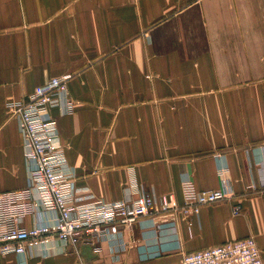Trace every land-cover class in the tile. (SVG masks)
Masks as SVG:
<instances>
[{"label": "crops", "instance_id": "obj_1", "mask_svg": "<svg viewBox=\"0 0 264 264\" xmlns=\"http://www.w3.org/2000/svg\"><path fill=\"white\" fill-rule=\"evenodd\" d=\"M64 74L73 108L51 113L77 186L121 199L132 169L145 191L182 205L183 180L218 188L225 165L233 195L175 213L174 231L147 215L99 251L55 242L0 264H178L179 250L247 236L264 264V0H0V192L27 178L6 101Z\"/></svg>", "mask_w": 264, "mask_h": 264}, {"label": "built area", "instance_id": "obj_2", "mask_svg": "<svg viewBox=\"0 0 264 264\" xmlns=\"http://www.w3.org/2000/svg\"><path fill=\"white\" fill-rule=\"evenodd\" d=\"M70 76L52 77L26 97L8 99L5 103L17 121L27 178L24 187L0 192V257L10 253L23 256L34 248L49 254L55 242L74 249L80 243H88L94 251H99L97 243L119 234L121 227H129L142 216L148 215L158 228L174 231L175 213L197 214L201 206L233 195L225 165L217 168L218 188L196 189L189 179L183 180L182 205L172 195L158 197L145 191L132 169L121 199H97L87 188L77 186L76 173L66 159L65 146L51 113L52 108H58L61 114L71 112L73 102L67 86ZM261 185L264 187V180ZM239 210L236 205L232 212L237 214ZM159 214L171 217L166 222H158ZM27 216L32 219L30 227L23 226ZM179 253L178 264H263L251 236L194 251L179 250ZM159 254L156 248L146 249L140 257L146 260ZM17 264H27V261L23 258Z\"/></svg>", "mask_w": 264, "mask_h": 264}]
</instances>
